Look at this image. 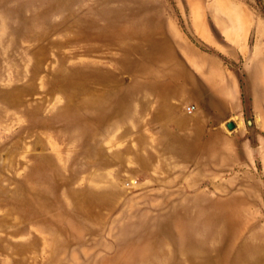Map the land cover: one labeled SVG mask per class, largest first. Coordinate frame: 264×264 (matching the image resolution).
<instances>
[{"label": "rangeland", "instance_id": "374dc122", "mask_svg": "<svg viewBox=\"0 0 264 264\" xmlns=\"http://www.w3.org/2000/svg\"><path fill=\"white\" fill-rule=\"evenodd\" d=\"M0 264H264V0H0Z\"/></svg>", "mask_w": 264, "mask_h": 264}, {"label": "crops", "instance_id": "0c3cea01", "mask_svg": "<svg viewBox=\"0 0 264 264\" xmlns=\"http://www.w3.org/2000/svg\"><path fill=\"white\" fill-rule=\"evenodd\" d=\"M221 100V101H220ZM219 101H217V104H219V106H220V109L219 110H217L216 108H215V106H214V104L216 103L215 101H212L214 104L213 105H210V107H212L213 108V110H211L210 111V113H213V114H217V116H219V115H224V113H225V110H224V107H225V101H227V100H225L224 98H221ZM193 104H195V103H193ZM196 105V109H197V104H195ZM227 105H228V103H227ZM223 118L224 117H222V120H223ZM229 121V120H228ZM227 121V122H228ZM226 122V123H227ZM220 135H222V131L217 127L216 129H212V130H210L209 132H208V134H207V138L208 139H215V138H217L218 136H220Z\"/></svg>", "mask_w": 264, "mask_h": 264}, {"label": "water", "instance_id": "95a60500", "mask_svg": "<svg viewBox=\"0 0 264 264\" xmlns=\"http://www.w3.org/2000/svg\"><path fill=\"white\" fill-rule=\"evenodd\" d=\"M248 122L251 124L252 119H248ZM226 125L229 129H234L236 127V123L233 120H229Z\"/></svg>", "mask_w": 264, "mask_h": 264}, {"label": "built area", "instance_id": "2783aa9c", "mask_svg": "<svg viewBox=\"0 0 264 264\" xmlns=\"http://www.w3.org/2000/svg\"><path fill=\"white\" fill-rule=\"evenodd\" d=\"M195 108H196V105H194V104H189V105L186 106V111H187L188 113H192V112L195 110ZM129 184H130V183H129Z\"/></svg>", "mask_w": 264, "mask_h": 264}, {"label": "bare ground", "instance_id": "6f19581e", "mask_svg": "<svg viewBox=\"0 0 264 264\" xmlns=\"http://www.w3.org/2000/svg\"><path fill=\"white\" fill-rule=\"evenodd\" d=\"M157 84H155V86H156ZM165 87H167V88H169V84H167ZM156 88V87H155ZM164 89V88H163ZM156 90H158V89H156ZM243 231V230H242ZM243 234V233H242ZM238 242V241H237Z\"/></svg>", "mask_w": 264, "mask_h": 264}]
</instances>
